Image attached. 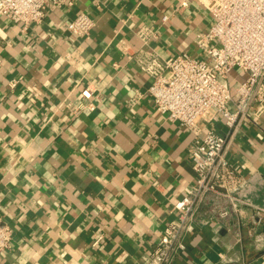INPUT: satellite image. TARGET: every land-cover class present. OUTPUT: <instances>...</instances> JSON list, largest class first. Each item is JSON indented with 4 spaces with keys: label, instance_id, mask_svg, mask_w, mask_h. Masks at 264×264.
<instances>
[{
    "label": "crops",
    "instance_id": "obj_1",
    "mask_svg": "<svg viewBox=\"0 0 264 264\" xmlns=\"http://www.w3.org/2000/svg\"><path fill=\"white\" fill-rule=\"evenodd\" d=\"M208 3L51 0L26 30L0 16V217L13 230L0 264H151L195 183L194 135L156 109L139 60H207L196 38L213 23ZM80 14L95 23L88 36L68 29ZM141 27L156 33L145 42ZM245 77L236 69L229 85ZM89 86L96 108L78 111ZM201 125L229 138L246 204L224 218L208 199L186 250L166 264H264V105L233 133L220 115Z\"/></svg>",
    "mask_w": 264,
    "mask_h": 264
},
{
    "label": "built area",
    "instance_id": "obj_2",
    "mask_svg": "<svg viewBox=\"0 0 264 264\" xmlns=\"http://www.w3.org/2000/svg\"><path fill=\"white\" fill-rule=\"evenodd\" d=\"M49 1L0 0V16L26 30L44 21ZM208 2L213 23L208 32L196 38L207 60L187 53L168 59L149 54L139 60L141 69L152 78L148 93L156 109L194 135L189 154L195 183L174 206L177 217L153 250L151 264L169 263L186 250L185 237L195 231L199 210L208 199L214 200L216 213L224 218L246 204L248 180L236 175L226 159L229 138L213 130L203 134L201 119L210 121L220 115L233 133L253 105H264V0ZM94 25L90 16L80 14L68 29L74 36L83 37L90 35ZM155 33L151 27H141L137 32L145 42ZM236 69L246 77L231 87L229 77ZM81 96L86 102L77 110H95L93 87H87ZM260 212L264 216V208ZM12 239L11 226L0 217V255L11 247Z\"/></svg>",
    "mask_w": 264,
    "mask_h": 264
}]
</instances>
